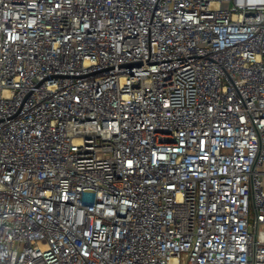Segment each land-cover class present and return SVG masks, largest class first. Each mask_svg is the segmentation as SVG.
<instances>
[{
    "label": "built area",
    "instance_id": "2783aa9c",
    "mask_svg": "<svg viewBox=\"0 0 264 264\" xmlns=\"http://www.w3.org/2000/svg\"><path fill=\"white\" fill-rule=\"evenodd\" d=\"M0 264H264V0H0Z\"/></svg>",
    "mask_w": 264,
    "mask_h": 264
}]
</instances>
